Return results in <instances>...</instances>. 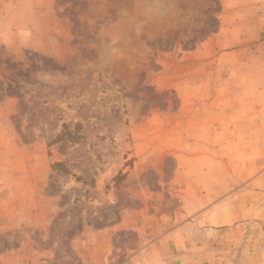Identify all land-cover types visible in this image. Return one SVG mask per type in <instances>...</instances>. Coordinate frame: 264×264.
<instances>
[{"label": "rangeland", "instance_id": "374dc122", "mask_svg": "<svg viewBox=\"0 0 264 264\" xmlns=\"http://www.w3.org/2000/svg\"><path fill=\"white\" fill-rule=\"evenodd\" d=\"M222 9L223 0H56L27 14L0 0L1 27L13 18L20 31L0 46V264H123L178 214L186 176L235 159L254 173L248 159L264 153L206 150L245 137L191 134L195 121L200 131L211 123L179 96L204 91L188 83L202 85L214 61ZM138 144L144 173L128 183Z\"/></svg>", "mask_w": 264, "mask_h": 264}, {"label": "crops", "instance_id": "0c3cea01", "mask_svg": "<svg viewBox=\"0 0 264 264\" xmlns=\"http://www.w3.org/2000/svg\"><path fill=\"white\" fill-rule=\"evenodd\" d=\"M39 1L49 13L56 0H17L27 14ZM228 15L234 17V29L229 33L224 28ZM4 21L0 16V46L6 37L14 39L20 33L18 27L14 30L13 18L9 30L1 27ZM221 26L214 61L201 69L202 85L195 80L188 83V89L204 91L179 93L182 102L201 103L202 119L211 123H203L200 131L195 111L188 116L195 121L191 134L245 137L232 144L220 139L218 148L208 145V151L236 148L246 154L264 153V0H223ZM216 119L217 124L212 122ZM140 149V144L135 145L137 161L128 183L144 173L141 158L146 150ZM237 160L233 168L232 163L219 161L217 169L204 166L186 176L178 214L169 225L156 224L155 235L144 243L139 240L123 264H264V167L258 168L264 159H248L247 167L254 170L250 175L237 168H243V162Z\"/></svg>", "mask_w": 264, "mask_h": 264}]
</instances>
